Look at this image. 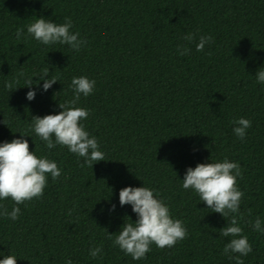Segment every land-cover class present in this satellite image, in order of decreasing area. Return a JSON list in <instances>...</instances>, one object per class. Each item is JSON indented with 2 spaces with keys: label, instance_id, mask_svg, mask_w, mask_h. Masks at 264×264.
I'll use <instances>...</instances> for the list:
<instances>
[{
  "label": "trees",
  "instance_id": "16d2710c",
  "mask_svg": "<svg viewBox=\"0 0 264 264\" xmlns=\"http://www.w3.org/2000/svg\"><path fill=\"white\" fill-rule=\"evenodd\" d=\"M41 17L57 24L70 17L86 46L76 52L40 44L27 27ZM188 33L197 41L188 44ZM200 35L213 42L197 52ZM178 45L191 52L179 55ZM44 68L58 82L46 92L43 81L36 87ZM261 68L264 0H0V143L23 135L30 151L62 173L48 177L42 198L19 205L18 220L0 215V260L235 264L223 254L231 239L220 235L227 220L182 186L187 168L227 158L243 171L239 223L253 251L241 259L264 264V234L249 223L259 217L264 228V84L255 78ZM80 76L96 81L94 93L76 105L90 111L85 130L105 153L93 168L81 167L83 158L66 146L47 149L32 130V117L62 111L58 105L73 98L71 81ZM29 78L33 89L25 87ZM14 80L10 92L5 84ZM29 90L37 93L33 101ZM240 118L252 122L244 140L233 132ZM143 186L158 193L188 236L171 249L153 244L146 259L135 261L108 234H118L127 218L137 220L130 205L120 206V190ZM0 205L9 212L16 206L11 198ZM101 246L93 259L90 249Z\"/></svg>",
  "mask_w": 264,
  "mask_h": 264
},
{
  "label": "clouds",
  "instance_id": "9594fccd",
  "mask_svg": "<svg viewBox=\"0 0 264 264\" xmlns=\"http://www.w3.org/2000/svg\"><path fill=\"white\" fill-rule=\"evenodd\" d=\"M72 27L70 17H66L62 24L41 17L28 25L27 34L40 44L68 45L72 50L79 52L86 46L87 41L80 38L79 32L71 31ZM23 34V28H18L16 38L19 40ZM183 39L191 44L197 41V34L188 33ZM212 42V36L200 35L196 43V51L202 52L205 46ZM177 52L179 55H187L191 49L186 45H178ZM49 77V68L42 69L36 87H39L40 82L43 81V91L46 92L58 83L55 76ZM255 78L257 83L264 84V68L257 71ZM18 83V80L6 82L5 87L11 92ZM25 84V87L33 89V79H27ZM95 85V80L85 76L73 77L70 86L74 93L73 98L58 105L62 109L59 114L46 115L42 118L32 117V130L45 143L46 148L51 150L57 145L66 146L78 158H83L84 163L81 167L93 168L94 164L105 161V153L99 150L97 139L85 130L83 121L89 118L90 111L76 107L81 96L86 98L94 93ZM36 94V91L29 90L26 99L33 101ZM232 123L236 125L233 128L236 137L244 140L252 122L240 118ZM20 136V139L0 143V200L11 198L16 205L11 212L0 205V215L13 221L20 217L19 205L31 202L34 198H42L49 176L56 181L62 174L54 161L46 157L38 158L35 152L30 151L25 136ZM237 178H243L240 165L225 158L222 162L200 163L195 168H187L182 186L184 190H192L198 194L211 212L218 213L227 220V226L220 230V235L231 239L225 245L223 254L229 260H234L235 264H244L241 257L248 256L253 248L239 223L242 219L240 204L244 193L238 187ZM157 195L154 190L144 186L125 187L119 192L120 206L130 205L137 220L133 223L127 218L130 222L124 223L118 234H108V237L113 240V246H118L135 261L146 259L153 244L162 250L171 249L188 236L183 221L173 219L169 207L162 199H157ZM114 210L115 205H112L110 211ZM249 223L254 231L264 234L259 217ZM104 230L107 232L106 229ZM102 252V246L94 247L90 249L89 255L96 259ZM0 264H17V259L14 255H7L0 260ZM65 264H72L71 259L66 260Z\"/></svg>",
  "mask_w": 264,
  "mask_h": 264
}]
</instances>
